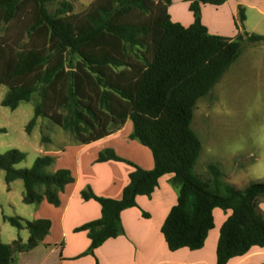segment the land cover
I'll return each instance as SVG.
<instances>
[{
    "label": "trees",
    "instance_id": "1",
    "mask_svg": "<svg viewBox=\"0 0 264 264\" xmlns=\"http://www.w3.org/2000/svg\"><path fill=\"white\" fill-rule=\"evenodd\" d=\"M54 1L0 0V85L8 89L1 106L14 110L32 100L27 132L38 118H46L82 145L130 121L129 138L149 149L154 163L153 169L143 170L113 150L98 153L97 163L123 162L133 170L118 200L96 196L89 187L81 191L84 200L99 204L101 215L74 229L90 241L80 256H94L107 240L121 236V213L136 207L137 197H150L165 175H171L177 189L176 203L160 229L169 251L202 249L214 228L215 209L230 212L219 228L215 264L264 248V214L258 204L264 183L237 190L223 181L217 165L208 166L206 180L193 172L202 148L191 128L196 103L237 60L243 41L209 34L201 7L227 0H188L193 23L187 28L171 21L172 0H93L78 14H70L65 4L49 13L46 6ZM238 15L242 24V7ZM245 41L261 43L264 36L246 34ZM24 158L15 149L0 154L5 183L23 182L25 204L46 201L58 207L59 193L74 182L71 172H48L55 164L50 155L16 170ZM3 219L26 229L28 239L0 243V264H12L13 253L41 245L51 226L47 219Z\"/></svg>",
    "mask_w": 264,
    "mask_h": 264
},
{
    "label": "crops",
    "instance_id": "2",
    "mask_svg": "<svg viewBox=\"0 0 264 264\" xmlns=\"http://www.w3.org/2000/svg\"><path fill=\"white\" fill-rule=\"evenodd\" d=\"M188 0H172L168 8L170 19L187 28L193 23ZM239 7L256 9L264 13V0H227L221 6L201 7V22L211 35L232 38L236 33L234 17ZM132 124L125 125L113 134L87 145L65 147L62 151L48 152L55 158L53 172L68 169L74 182L59 193L60 205L54 207L42 201L35 207L34 220L47 219L51 226L43 243L27 253H19L17 264H215L219 228L229 213L219 216L217 231L209 232L202 249L186 248L171 252L160 232L170 209L177 200V189L171 175H165L150 197L136 198V207L121 213L123 234L107 240L94 251V256L84 253L90 244L85 232H74L81 225L100 217V206L94 200H84L81 191L89 187L96 196L120 199L133 170L123 162L97 163L98 153L110 149L143 170L153 169L152 154L129 135ZM217 210V209H216ZM215 212V210H214ZM214 222H215V215ZM261 212L264 214L263 210ZM24 256V257H23ZM26 256V257H25ZM264 248L253 247L247 255L234 258L228 264H263Z\"/></svg>",
    "mask_w": 264,
    "mask_h": 264
},
{
    "label": "rangeland",
    "instance_id": "3",
    "mask_svg": "<svg viewBox=\"0 0 264 264\" xmlns=\"http://www.w3.org/2000/svg\"><path fill=\"white\" fill-rule=\"evenodd\" d=\"M92 1L55 0L47 4L46 9L53 13L65 4L70 7V14H78L86 10ZM242 9L245 20L240 24L237 11L234 24L238 28L235 26V35L228 38H243L241 53L209 94L197 101L191 122V128L202 146L194 174L206 180L210 178L208 166L217 165L223 181L237 190L250 183H264V42L248 44L245 41L246 34L264 36V13L251 8ZM7 92V87L0 85V103ZM33 116L32 100L19 103L14 110L0 104V129L3 130L0 132V154L15 149L25 155L24 160L14 166L16 170L29 169L38 157L48 152L82 145L72 134L46 118H38L27 132L26 127ZM54 165L47 169L48 172L53 173ZM4 176V171L0 170V243L10 245L17 239L26 243L28 231L18 230L3 217L33 221L37 205L23 203L24 186L21 180L7 185ZM258 204L264 212V198H259ZM227 213L215 209L211 232L215 231V227L217 231L218 215ZM30 258H21L15 252L12 264L29 261Z\"/></svg>",
    "mask_w": 264,
    "mask_h": 264
}]
</instances>
